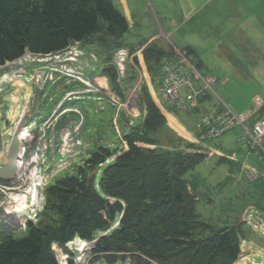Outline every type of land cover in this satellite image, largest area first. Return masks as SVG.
<instances>
[{"label":"rangeland","instance_id":"obj_1","mask_svg":"<svg viewBox=\"0 0 264 264\" xmlns=\"http://www.w3.org/2000/svg\"><path fill=\"white\" fill-rule=\"evenodd\" d=\"M179 1L167 0L170 11L178 9ZM134 2L139 6L133 19L134 23H137L130 27L132 23L129 21L130 28L121 39L110 38V35L101 29L103 35L96 34L93 40L80 45L73 43L62 52L42 55L27 51L25 57L19 59L20 62L17 59L0 66V77L7 73L10 78L4 82L3 90L0 92V165L7 160V146L20 118V110L25 106L31 108L35 90L38 87L43 90L39 112L30 118L29 132L21 139L23 148L21 161L23 163L25 161L29 168L28 172L26 168L23 169L21 174L25 180L23 188L28 190L32 186L35 187L36 192L42 197V204L32 217L6 213L4 208L7 205L5 202L9 191L5 190L3 185L12 183L16 178L6 183L0 179L2 237L8 235L23 237L28 232L29 222L42 221L47 188L64 176L76 174L80 170L88 171L91 166L87 161L100 146L110 148L112 152L111 156L99 165L101 170L126 150L124 136L140 130L149 117L146 103L150 97L152 98L150 88L152 84L158 86L159 68L168 57L181 60L182 67L191 77L193 86L204 89L206 93L204 111L216 108L217 111L221 109V112L230 113L231 116H240L239 112L255 105L257 94L264 96V36L259 37L264 34V30H255L253 36L225 34V37L218 38L215 44L213 41L217 38H209L210 41L201 44V48L223 50L217 53L216 59L203 62L202 59H196V46L192 48L185 45L184 52L176 51L175 48L183 47L176 41V36L166 33L161 27L157 32V36L161 38L145 44L143 36H150L149 33L156 31L157 28L152 18L155 19L157 11L166 12V7L151 5L150 0ZM116 3L122 10L121 0H116ZM179 8H182L183 12L189 9L184 2H180ZM249 13L259 14L258 9L254 7L249 9ZM194 20L195 18L192 19V24ZM253 24V20L247 22L249 27ZM262 24L264 26V21ZM209 30L204 29L203 32ZM184 33L187 39L192 37L188 38L189 34L186 31ZM178 34L182 43L186 44L183 34ZM98 37L104 38L103 43L99 42ZM164 48L168 51L164 52ZM226 48L230 49L229 52L224 51ZM92 53L96 55L95 60ZM238 54L247 58L242 64L247 63L252 69L258 70L261 82H254L255 85L245 84L244 79L253 78L250 70L235 67L233 71L242 72L247 78H241L238 82L233 77L227 86L219 89L214 82L209 85L211 75L205 71L221 73L222 62L237 63ZM254 56L258 58L255 60ZM116 60L117 63L123 60L121 62L125 71L124 73L116 71L114 87L104 69L109 66L115 68ZM41 66L44 67L45 77L39 79L37 76L39 81L34 84L32 76L38 72L35 68ZM226 70L229 71L228 68ZM20 77L25 81L22 86L14 81ZM80 77L90 79L94 87L84 84ZM103 77H106V81ZM240 98L242 100H239ZM152 100L154 101L153 98ZM255 108L253 112L259 111L256 116L264 115V101ZM188 119L191 120L190 117ZM251 126L252 123L242 121L226 134L236 133V138L244 145V148L242 147L244 153L242 149L237 151L240 158L233 152L234 148L239 147V144L232 146L239 143L236 140V143L229 144L230 146L227 142H224L227 145L219 143L212 146L218 151L199 145L201 142L199 140V143L186 140L208 151V156L200 166L189 171L184 177L190 192L195 195L199 220L211 227L213 232L228 228L237 230L241 251L234 264H264V136L255 137L250 131ZM237 131H240V134ZM175 134L183 138L169 125H162L158 135L160 144L156 146L161 150H173L175 147L171 145L169 138ZM18 166L19 172L24 165L21 169L20 165ZM117 220L113 223V229L118 226ZM203 232L204 236L210 234L206 230ZM102 234L103 231H99L97 237ZM73 242L78 244L79 240L75 239ZM94 246L95 242L89 241L83 252L71 242L64 248L58 244H53L52 248L61 264H68L70 260H73L74 264H138V260L133 258L126 260L119 258L114 263L108 262L104 257L95 260Z\"/></svg>","mask_w":264,"mask_h":264},{"label":"trees","instance_id":"obj_2","mask_svg":"<svg viewBox=\"0 0 264 264\" xmlns=\"http://www.w3.org/2000/svg\"><path fill=\"white\" fill-rule=\"evenodd\" d=\"M101 29L114 39L128 31L127 17L116 0H0V66L27 51L51 54L72 42L93 40L96 34L103 35ZM98 38L103 43L104 38ZM115 69H104L114 87ZM150 98L143 127L125 134L126 150L103 168L98 184L88 175L111 156L104 146L87 161L88 171L64 176L47 188L44 219L29 222L25 236L0 233V264H61L54 243L64 248L77 236L91 240L117 219L119 225L98 238L95 260L133 258L138 264L238 260L239 233L235 228L213 232L200 222L195 195L184 178L208 151L177 134L169 138L173 150L159 149V128L167 121ZM204 230L210 234L204 236Z\"/></svg>","mask_w":264,"mask_h":264},{"label":"crops","instance_id":"obj_3","mask_svg":"<svg viewBox=\"0 0 264 264\" xmlns=\"http://www.w3.org/2000/svg\"><path fill=\"white\" fill-rule=\"evenodd\" d=\"M121 2L123 4L122 11L127 17L128 22L130 21L133 24V25L131 24L130 27L131 26L133 27L134 24L137 23V22L134 23L135 21L133 19H134V15L137 14L136 11L139 6L136 5L137 3H135L134 0H121ZM150 2L152 3V4L150 3L151 5H165L166 12L164 11V13H160L159 11L156 10L157 13L155 19L152 18V21L156 24L155 27L157 28L156 31L154 32L151 31L152 33L151 32L149 33L150 36L148 35L143 36L142 39H144L145 44L150 41H154V39L156 38L159 39L161 38L157 36V32H159L158 28L161 27L166 33L171 34V36H176L177 38L176 41L178 42V44L181 45L180 47H183V48H175L176 51L179 50V53H182L181 51H184V49H186L184 47L189 46L193 48V46H196V55H197L196 59H202L203 62H205V60H210L212 58L216 59L215 57L217 53L223 50L222 48H215V50L214 48H211L210 50H208V48H201V44H205L210 41L209 38L212 37L217 38L216 40L213 41V43L215 44L218 41V38L225 37V34L230 36L236 34H239L237 36H241L242 34L245 35L248 34L253 36L255 30H264V26L262 24V22L264 21V15H263L264 0H249V1L248 0L245 1L244 0H180L178 2V9L175 11H170L169 9L170 4L167 2V0L165 1L153 0V2L150 0ZM180 2L181 3L184 2L185 5L189 7L188 11L183 12V9L179 8ZM225 3L227 5L228 4L230 5L224 6ZM218 4H222V5H218ZM252 5L255 9H258L259 12L258 15L254 13H249V9L253 8ZM201 14H205V15L201 16ZM160 16H162V18H160ZM193 18H195V20L192 24L191 22ZM249 20H253L254 22V24L251 27L247 25V22ZM204 29L205 30L210 29V30L203 32ZM185 31L189 34L188 38L190 36L192 37L187 39V35L184 33ZM178 33H182L183 36L187 39V40L185 39L184 41L186 42V44L182 43ZM261 36H264V34L259 35V37ZM228 49L229 48H226L224 49V51L229 52L230 49L229 50ZM164 50L167 51V48H164ZM210 52L212 54H209ZM218 56L221 55L218 54ZM237 57H238L236 58V60L238 61L237 63L231 64L229 62L223 61L220 66L221 68H223L221 70V73L214 74L209 72L208 70L205 71L208 72L209 74L218 77V80L215 83L218 89L220 87L222 88L224 85L227 86L230 83L231 78L233 77L238 82H240L241 78H247L244 74H242V72L238 73L233 71L235 67L238 68L240 67L242 70L243 69L250 70V73L252 74L251 76H253V78L251 80L244 79L245 84L255 85L254 82L257 83L261 82L258 70L256 71L255 69H252L251 66L247 63L242 64L243 62H245L247 58L240 56L239 54ZM253 58L256 60L258 57L254 56ZM170 60L180 61L179 59H175L173 57ZM212 66H214V64H212ZM226 68H228V70L229 68L231 69L227 71ZM201 70L204 69L201 68ZM254 76L256 77V79H254ZM150 92L155 103L157 104V106L160 108L161 112L165 116L167 125L173 128L179 135L183 137V139L199 143L194 128V117L189 112L179 111L175 109L172 105L168 104L160 91V84H158V86L152 84L150 88ZM205 94L206 93L203 92L202 102L199 106V109L201 111H198L199 113L204 111L203 108L206 105L204 101ZM228 97L231 98L229 94ZM257 97L260 98L262 97L261 99L264 100V96L261 94H257L255 98ZM239 100L242 99L240 98ZM245 101L246 100H244L243 98V102ZM255 107L256 104L253 107L248 108L247 110L248 111L256 110ZM247 110L241 111L239 113L247 112ZM189 117L191 118V120L188 119ZM252 118L256 120L259 117L256 116V113L254 112L253 117H251L249 120L250 124L251 123L253 124L254 122L252 121L253 120ZM237 132L238 134H240V131ZM235 140L236 142H239L238 138H236V133H234L233 135H226L216 141H211V143L213 144H211L210 142H209L210 144L205 142L204 143L200 142L199 145L206 146L212 150L214 149L218 151L216 147H212V146L219 145V143L223 144L224 142H227L229 145L232 143H236ZM227 143L224 144L227 145ZM237 144H239V147L236 149L234 148L233 152L234 155L240 158L239 153L237 151L239 150L241 151L242 147L244 148V145L239 142L233 144L232 146L235 147ZM242 153H244L243 149H242Z\"/></svg>","mask_w":264,"mask_h":264},{"label":"built area","instance_id":"obj_4","mask_svg":"<svg viewBox=\"0 0 264 264\" xmlns=\"http://www.w3.org/2000/svg\"><path fill=\"white\" fill-rule=\"evenodd\" d=\"M78 53V51H76ZM215 81L211 76L208 84ZM161 90L165 97L183 109H193L198 104L200 90L193 86L191 77L185 73L182 63L167 62L162 67ZM244 115L208 112L196 121V129L202 138H216L244 121ZM255 137L264 136V119L256 121L251 129Z\"/></svg>","mask_w":264,"mask_h":264},{"label":"bare ground","instance_id":"obj_5","mask_svg":"<svg viewBox=\"0 0 264 264\" xmlns=\"http://www.w3.org/2000/svg\"><path fill=\"white\" fill-rule=\"evenodd\" d=\"M20 58H18V60ZM18 62H20V60ZM43 68L44 67H42V66L38 67V68H35V70L39 72V75H38L39 79H42V78L45 77L44 76L45 72L43 71ZM9 79H10L9 78V74H7V73H6V75H4V77H0V92L3 90L2 86L5 84L4 82H7ZM80 80L82 82H84V84H87L90 87H94L93 82L91 80H89L87 78L83 79L81 77H80ZM14 81H17L16 83L21 84V86L24 85V83H25V81L23 80V77L16 78ZM12 83H14V82H12ZM21 86L19 88H21ZM29 109H30L29 107L25 106L22 110H20L19 117H22L26 112H28ZM29 129H30V126H29V124H27L23 128V131L21 133V139L28 134ZM14 130H15V128H14ZM14 130H13V132H14ZM6 154H7V152H6ZM21 160L22 159L20 158V161H19L20 169H21V167H23V165H24V167L22 168V170L19 171L20 173L18 172V174L15 177L16 179H14V181L12 183H8L7 185H3L5 190L9 191L7 200L5 202V203H7V205L4 208V211L6 213H8V214L9 213H16V214H19V215H21L23 217L28 218V217H32L37 212V210L39 209V207L42 204L41 203L42 197L40 196V194H38L36 192V189L33 186H32V188H29L28 190L23 188L24 187L23 183L25 182V180H24V178H23V176L21 174L23 173V169L26 168L27 172H28L29 168L26 165L27 163L25 161L23 163Z\"/></svg>","mask_w":264,"mask_h":264},{"label":"water","instance_id":"obj_6","mask_svg":"<svg viewBox=\"0 0 264 264\" xmlns=\"http://www.w3.org/2000/svg\"><path fill=\"white\" fill-rule=\"evenodd\" d=\"M32 83H37V76H33ZM43 95V90L41 87H38L35 90L34 98L32 102V107L28 110L26 115H23L11 135L9 144L7 146L6 162L0 165V178L11 181L17 175L18 165L21 158V133L26 124L29 123V118L34 117L39 112L41 106V98ZM98 169L93 170L91 175L88 176V179H91L92 176L96 175Z\"/></svg>","mask_w":264,"mask_h":264}]
</instances>
